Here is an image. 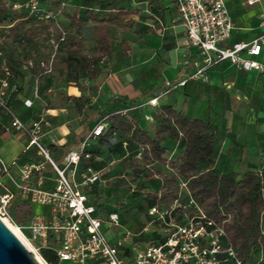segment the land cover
Instances as JSON below:
<instances>
[{
	"label": "crops",
	"instance_id": "crops-1",
	"mask_svg": "<svg viewBox=\"0 0 264 264\" xmlns=\"http://www.w3.org/2000/svg\"><path fill=\"white\" fill-rule=\"evenodd\" d=\"M146 1L133 0L130 6L120 2L121 6L135 11L136 14L131 20L142 17L148 20L143 23L146 24L145 33L141 35L143 39L139 42L137 55L122 57L119 62H111L110 73L104 83H100L97 75L93 74L90 76L89 92L84 93L74 82H70L64 88L66 97L59 101L55 98L53 87L47 90L45 87L40 88L34 92L28 72L16 67L24 76L8 70L9 86L5 99L11 110L25 125H31L43 115L45 125L40 141L48 149L49 154L62 162L64 155L69 150L76 149L98 123L104 120L102 124H107L105 119L98 118L97 111L104 108L112 99L122 97L127 101H133L131 105L115 103L112 110L134 114L149 134L153 133L158 108L169 105L188 118L209 121L217 128L218 146L213 162L209 166L210 170L219 174L238 175L258 170L264 160V71L245 72L227 61H221L206 68L207 82L189 79L203 66L204 57L196 47L189 44L176 6L171 0L163 1L164 20L155 24V21L149 19ZM224 1L231 18L232 29L229 39L221 46L228 47L235 42L247 43L264 32L258 25L264 0L254 5H248V0ZM88 8L91 6L87 4L84 11ZM148 28L152 31L147 32ZM8 59L15 62L10 56ZM255 60L264 65V46ZM135 65L138 69L136 74L133 73ZM147 65L154 70L155 79H151L153 76L145 79L140 74V67ZM69 75L68 71L67 76ZM2 77L3 75L0 76ZM184 80L186 82L183 86H176L164 93L165 83L175 85ZM102 91L106 93L104 97H101ZM69 96H89L92 97V103L90 107L79 111L75 103L67 99ZM152 99H156L155 105L149 103ZM26 100L32 102L31 107L24 105ZM8 124L9 117L0 109V158L7 165L15 161L17 165H21L34 157V151L23 153L26 143L23 144L22 141L25 137L14 131H6ZM166 144L170 148V152L166 154L173 155L178 144L172 141H167ZM130 148L137 147L126 144L118 135L111 143L100 142L96 137L91 138L85 147V153L89 154L90 158L82 157L78 169L83 171L91 167L100 173V180L94 187L98 190L104 170H109L108 166L112 164L107 156L113 153L114 149L124 151ZM164 171L166 170L160 172ZM10 173L17 177V167L13 166ZM55 177V173L47 165L43 185L45 189L53 187ZM6 186L12 189L8 181ZM87 197L88 202L92 204L93 196ZM11 204L19 206L21 200L17 197ZM40 209L42 211V208ZM130 244L131 242L127 243V247ZM261 257L262 255L259 259Z\"/></svg>",
	"mask_w": 264,
	"mask_h": 264
},
{
	"label": "built area",
	"instance_id": "built-area-1",
	"mask_svg": "<svg viewBox=\"0 0 264 264\" xmlns=\"http://www.w3.org/2000/svg\"><path fill=\"white\" fill-rule=\"evenodd\" d=\"M171 1L176 6L189 44L204 57L203 66L189 79L207 82L206 68L221 61H227L245 72L264 71V65L255 60L264 46V32L247 43L221 46L229 39L232 29L224 0ZM259 1L248 0L247 3L254 5ZM23 5L32 13L40 12L37 0H29ZM14 7L22 5L14 4ZM41 18L48 19L49 16ZM258 25L264 30V8L259 14ZM3 72L0 78V109L9 117L5 130L25 137L27 142L23 153L32 150L34 157L21 165H17V161L7 165L0 158L1 217L9 218V207L17 197L21 204L42 208L39 213L32 212L26 223L17 227L28 231L30 241L39 244V251L45 248L52 250L57 264H241L227 242L224 229L208 219L196 201L184 193L168 206L148 209L149 222L143 229L144 234L156 229L162 237L159 241L146 243L142 248L134 243L127 247L126 235L111 244L103 233V221L95 216V207L88 202L86 194L100 180V173L91 167L83 171L78 169L82 157L90 158L85 153L88 141L99 136L104 125L98 123L76 149L64 155L62 167H58L40 141L45 125L43 115L31 125H25L15 115L5 99L10 72L6 68ZM185 82L175 85L165 83L164 93L183 86ZM155 101L152 99L149 103L155 105ZM24 105L31 107L32 102L26 100ZM47 165L56 175L55 183L49 189L43 186ZM13 166L18 169L17 177L10 173ZM6 181L11 183L12 189L6 186ZM180 189H185L184 182H180ZM108 219L111 225H119L117 214H111ZM148 226L154 228L149 230ZM126 249L130 250L128 254Z\"/></svg>",
	"mask_w": 264,
	"mask_h": 264
},
{
	"label": "trees",
	"instance_id": "trees-1",
	"mask_svg": "<svg viewBox=\"0 0 264 264\" xmlns=\"http://www.w3.org/2000/svg\"><path fill=\"white\" fill-rule=\"evenodd\" d=\"M10 1L12 3L16 0ZM85 1L91 8L84 11V18L86 20L91 18L95 23L121 24L131 20L136 14L135 11L121 6L120 0ZM163 1L165 0L146 1L149 19L155 21V24L164 20ZM8 10L5 0H0V36L11 31L7 27L11 25L14 18L9 15ZM50 22V20L46 21L47 24ZM151 31L152 29H147V32ZM65 46L70 47L65 51L64 58L70 75L76 71V68H81L85 72L90 67L97 70L102 59L106 63L111 59L110 45L99 41L95 42L89 55L82 52V44L71 35H68L65 43H59V51H63ZM39 63V60L34 62L28 72L30 83H33L38 75ZM6 68L16 75L24 76L17 70L16 63L11 59L6 60ZM88 78L91 77L88 76ZM70 79L76 80V77L70 76ZM67 99L73 101L79 111L90 107L92 103V97L89 96H69ZM115 103L131 105L134 102L118 97L98 110V118L105 119L107 124H103V131L96 138L100 142L111 143L118 135L126 144L140 148L142 158L131 167L138 173L157 175L160 178L161 184L158 191L146 193L145 216L148 222L149 208L168 206L179 199L180 194H188L196 201L208 219L224 229L227 242L233 247L241 264H264V160L258 170L247 171L242 175L216 173L210 170L209 166L217 151L219 133L209 121L188 118L172 106L164 105L158 108L153 133L149 134L134 114L120 110L113 111L112 107ZM167 141L178 144V152L173 158L165 157V154L170 152ZM152 165L163 166L167 171L160 172L149 168ZM180 182H184V190L180 189ZM94 187L95 184L86 191V194L88 196L94 194L91 202L95 207V216L104 222L97 206V202L104 195ZM21 206H26L29 215L32 214L31 206L26 203ZM113 213L117 214V212H111L108 218ZM117 215L119 217V214ZM161 238L154 229L151 233L140 235L135 242L149 243L159 241ZM129 251L126 249L127 254ZM39 254L47 264H57L52 250L40 249Z\"/></svg>",
	"mask_w": 264,
	"mask_h": 264
},
{
	"label": "rangeland",
	"instance_id": "rangeland-1",
	"mask_svg": "<svg viewBox=\"0 0 264 264\" xmlns=\"http://www.w3.org/2000/svg\"><path fill=\"white\" fill-rule=\"evenodd\" d=\"M27 1L29 0H16L11 3L10 0H5V4L9 7L8 13L12 15L14 20L7 27L11 31L9 33L4 32L6 34L0 36V76L4 75L3 68L6 67L8 56L15 60L16 67L25 72H29L34 62L39 60L38 75L33 82L34 92L39 91L40 88L45 87L47 90L53 87L55 98L62 101L66 97L64 88L70 82H74L81 92L87 93L89 92L88 87L91 85L88 76L95 74L98 81L104 83L110 73L111 62H119L122 57L137 55L139 42L143 39L141 35L145 33L146 24L143 23L148 20L147 18H134L121 24L95 23L91 18L88 20L84 18L83 11L87 4L83 0H37L40 7L38 13H32L24 7L23 4ZM132 1L120 0L126 6H130ZM14 4L22 5V7L15 8ZM42 15H48L49 18L42 19ZM47 20L51 22L47 24ZM58 35L59 39L57 40ZM68 35L73 36L76 41L82 44V52L88 55L96 41L110 45L112 60L110 59V62L106 63L102 59L96 68L97 70L90 67L85 72L81 68H76V71L71 73L72 76L76 77V80H71L70 75L67 76L69 70L64 62L65 51L69 50L70 47L65 46L63 51H59V43H65ZM61 37H63V41ZM137 71L135 65L133 73L136 74ZM139 71L145 79L151 76H153L151 79L156 78L150 65L140 67ZM110 82L113 81L110 80ZM105 94L102 91L101 97H104ZM22 142L25 144L26 138ZM177 152L178 148L173 155L165 154V157L173 158ZM50 156L58 167H62V163L56 160L51 153ZM107 157L112 164L108 166L109 170H104L102 174V183L98 190L104 196L97 203L99 214L105 220L102 228L103 233L111 244H115L119 239L128 235L126 244L131 242L138 248H142L146 243L143 241L135 242V240L144 234L143 229L148 224L145 216L146 193L158 191L159 177L138 173L135 168L131 167L142 158L138 147L124 151L114 149V152ZM149 168L157 171L166 170L159 165H152ZM93 195L92 193L91 196ZM9 209V218L6 220L11 225L20 227L26 223L29 216L26 206L11 204ZM40 211L38 205L33 206L34 213ZM111 212L119 214L118 226H113L108 222L107 218ZM153 228L154 226H148L149 230ZM20 231L39 255V244L30 241L27 230L21 229Z\"/></svg>",
	"mask_w": 264,
	"mask_h": 264
},
{
	"label": "water",
	"instance_id": "water-1",
	"mask_svg": "<svg viewBox=\"0 0 264 264\" xmlns=\"http://www.w3.org/2000/svg\"><path fill=\"white\" fill-rule=\"evenodd\" d=\"M0 264H41L0 218Z\"/></svg>",
	"mask_w": 264,
	"mask_h": 264
},
{
	"label": "bare ground",
	"instance_id": "bare-ground-1",
	"mask_svg": "<svg viewBox=\"0 0 264 264\" xmlns=\"http://www.w3.org/2000/svg\"><path fill=\"white\" fill-rule=\"evenodd\" d=\"M0 218L5 223V225H7V227L18 237V239L22 242V244L25 246L27 251L33 257H35V259L37 261H39V263L45 264V262L43 261L41 256L38 255V252L35 250L33 245L25 238V236L22 234V232L17 227H14L13 225H11V223H9L6 219L2 218L1 216H0Z\"/></svg>",
	"mask_w": 264,
	"mask_h": 264
}]
</instances>
